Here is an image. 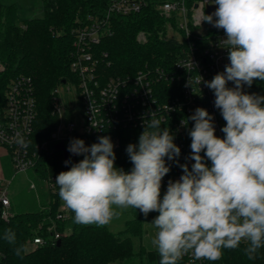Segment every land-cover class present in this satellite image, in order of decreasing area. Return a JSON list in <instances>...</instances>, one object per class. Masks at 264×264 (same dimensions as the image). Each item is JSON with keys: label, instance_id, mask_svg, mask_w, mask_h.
I'll use <instances>...</instances> for the list:
<instances>
[{"label": "clouds", "instance_id": "obj_1", "mask_svg": "<svg viewBox=\"0 0 264 264\" xmlns=\"http://www.w3.org/2000/svg\"><path fill=\"white\" fill-rule=\"evenodd\" d=\"M208 3L215 11L206 14L203 9L199 24L223 30L228 63L210 81L199 73L191 75L186 86L193 89L203 83L213 92L214 106L225 121L223 136L216 135L213 115L197 107L181 121L184 127L194 122L188 129L191 152L185 158L194 163L180 164L175 136L161 127L154 112L144 121L138 143L126 147L129 171L116 166L109 136L98 137L90 146L74 138L67 150L83 159L65 161L71 167L55 179L61 201L80 225H106L121 209L139 210L145 217L158 213L150 224L156 229L151 243L159 264H178L186 255L193 264L218 261L224 249H237L242 243L253 260L264 247V96L244 91L256 80L264 82V0ZM18 142L27 147L22 138ZM169 161L182 175L169 179L162 192ZM4 239L14 244L15 233L5 230ZM21 252L15 250L17 256Z\"/></svg>", "mask_w": 264, "mask_h": 264}, {"label": "built area", "instance_id": "obj_2", "mask_svg": "<svg viewBox=\"0 0 264 264\" xmlns=\"http://www.w3.org/2000/svg\"><path fill=\"white\" fill-rule=\"evenodd\" d=\"M152 0H108V7L104 17L89 16L88 23L74 31L73 48L70 70L72 79L65 80L60 85L67 86L69 82L76 86L78 103L82 113V122L76 123L73 116H64L70 107H62L59 99V89L55 86L51 90L52 114L56 125L50 135L40 141L36 137V122L38 118V104L35 96L34 83L29 77L17 76L0 85V147L6 149L14 175L11 179L0 177V218L9 222L14 212L9 195V187L16 175L28 173L31 170H43L42 162L63 145L72 163L83 159L68 152L70 140L79 138L86 146L98 142V137L109 136L114 144L116 153L123 143H138V137L143 131L144 121L156 113L161 119V127H168L175 136L174 143L181 149L179 163L194 161L186 160L191 149V138L188 126L181 124L193 114L197 107H203L213 115L216 135L223 136L220 129L225 121L214 106V94L203 83L193 89L186 86L192 75H199L205 81H210L215 74L224 70L228 63L227 51L223 49V30H218L208 23L199 24L201 11L207 14L206 0H157L155 8L168 19V32L173 30L179 37L169 35L179 46L177 60L170 67L156 66L138 70L134 74H111L108 70L111 62L107 54L96 55L93 51L101 38L111 33L109 23L113 16L127 17L141 13ZM215 6L212 7V12ZM211 12V13H212ZM169 34V33H168ZM138 42L148 41V35L142 31L136 36ZM6 71V65L0 62V74ZM229 86H232L231 83ZM244 91L252 93V88L245 86ZM93 126L95 127H92ZM23 139L27 147L18 141ZM170 172L162 182V192L166 191L169 179L176 180L182 175L181 168L173 163ZM210 163V162H209ZM123 168L125 171L130 169ZM48 188V192L57 193L56 177L41 178ZM31 189L36 190V184L31 183ZM41 209L48 215L39 226V234L30 246H44L55 244L71 231L74 224V213L60 203V208L53 214L52 205L48 202ZM65 225V231L59 228ZM45 235V236H44ZM241 245H246L242 243ZM3 253L0 251V264ZM186 264H193L192 257H183ZM195 264H216V261H195Z\"/></svg>", "mask_w": 264, "mask_h": 264}, {"label": "trees", "instance_id": "obj_3", "mask_svg": "<svg viewBox=\"0 0 264 264\" xmlns=\"http://www.w3.org/2000/svg\"><path fill=\"white\" fill-rule=\"evenodd\" d=\"M141 13L127 17L110 18L111 33L104 35L95 45L96 55L107 54L111 62V74H134L145 66L170 67L179 55L180 46L173 38H167L168 19L155 8L157 0ZM197 1V0H193ZM44 16L23 20L16 6L3 4L0 0V62L6 71L0 74V85L17 76L31 78L38 104L36 137L42 141L53 131L56 119L52 114L51 90L72 79L70 70L74 31L88 23L89 16L104 17L108 0H41ZM144 31L148 41L138 42L136 36ZM252 93L264 96V82L256 80ZM130 143H123L115 153L117 167L131 169L126 153ZM68 148V147H67ZM40 178L56 177L64 170L63 155L53 152L42 162ZM52 205L55 214L60 208L58 191L48 192L45 206ZM132 218L125 228L112 232L105 226L80 225L74 222L71 231L61 238V243L30 247L39 234V226L47 217L44 210L15 213L9 222L0 218V251L3 264H159L156 250H148L141 243L144 225L158 213L145 217L139 210L130 209ZM65 225L59 228L65 231ZM15 233V243L4 239L5 230ZM45 236V235H44ZM246 245L237 249H224L216 264H264V247L256 258L245 255ZM21 248V256L15 250ZM22 257V258H21ZM178 264H186L182 258Z\"/></svg>", "mask_w": 264, "mask_h": 264}, {"label": "rangeland", "instance_id": "obj_4", "mask_svg": "<svg viewBox=\"0 0 264 264\" xmlns=\"http://www.w3.org/2000/svg\"><path fill=\"white\" fill-rule=\"evenodd\" d=\"M3 4L15 5L18 11V15L23 20L42 18L44 16L43 7L41 0H1ZM213 5L210 3L207 5V14L212 12ZM169 35L174 37H179L178 34L169 30L167 38ZM69 90L67 86L59 85L58 89L59 99L62 107H70V111L64 116H73V120L76 123L82 122V113L80 105L78 103L76 86L69 82ZM1 148V147H0ZM2 150V149H0ZM5 173L2 177L11 179L14 175L11 163L6 166ZM36 184V190L31 189V183ZM9 195L12 202V210L15 213H27L39 211L41 204L46 203V198L48 195V188L46 182L40 178L34 170L28 173H20L16 175L13 179L12 184L9 187ZM115 207V206H114ZM131 208L121 209L120 215L114 217L108 224L103 225L107 227L112 232H119L125 228L126 222L132 218ZM144 236L141 241L142 245L148 250H156L152 245L151 241L155 237L156 229L150 224V222L144 225ZM30 249L33 246L29 247Z\"/></svg>", "mask_w": 264, "mask_h": 264}, {"label": "crops", "instance_id": "obj_5", "mask_svg": "<svg viewBox=\"0 0 264 264\" xmlns=\"http://www.w3.org/2000/svg\"><path fill=\"white\" fill-rule=\"evenodd\" d=\"M2 150H0V177H2V175L6 174L5 173V168L6 166H9V159H8V153L6 151V149L4 148H0Z\"/></svg>", "mask_w": 264, "mask_h": 264}, {"label": "water", "instance_id": "obj_6", "mask_svg": "<svg viewBox=\"0 0 264 264\" xmlns=\"http://www.w3.org/2000/svg\"><path fill=\"white\" fill-rule=\"evenodd\" d=\"M65 82V81H64ZM63 82V83H64ZM58 150H61V151H63V153H64V160L65 161H67V160H69V157H68V155H67V153H66V151H65V148H64V146L63 145H59L58 147ZM69 167V164H65V168L67 169ZM61 243V241L59 240L58 242H57V245H59Z\"/></svg>", "mask_w": 264, "mask_h": 264}]
</instances>
